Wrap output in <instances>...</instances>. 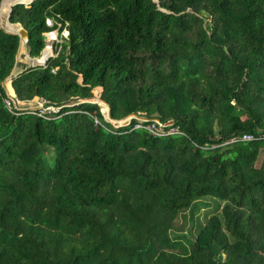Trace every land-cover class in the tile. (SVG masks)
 I'll use <instances>...</instances> for the list:
<instances>
[{
  "label": "trees",
  "instance_id": "obj_1",
  "mask_svg": "<svg viewBox=\"0 0 264 264\" xmlns=\"http://www.w3.org/2000/svg\"><path fill=\"white\" fill-rule=\"evenodd\" d=\"M9 20L30 58L58 41L27 67L0 27V264H264V144L228 142L264 131V0H32ZM15 66V97L56 111L5 106ZM96 89L135 118L106 122Z\"/></svg>",
  "mask_w": 264,
  "mask_h": 264
},
{
  "label": "rangeland",
  "instance_id": "obj_2",
  "mask_svg": "<svg viewBox=\"0 0 264 264\" xmlns=\"http://www.w3.org/2000/svg\"><path fill=\"white\" fill-rule=\"evenodd\" d=\"M29 4V3H28ZM27 5V4H26ZM62 36H66L67 35V31L62 30L60 33ZM49 40L46 41V37H45V46H44V50L45 49H50L52 52V41L56 40L57 35H56V30H52L51 31V35L48 36ZM54 37V39H53ZM58 40V39H57ZM49 50V51H50ZM27 54V47H26V42L24 40H22L20 42V46H19V50L16 56V62L18 63H24L26 66L30 65V61H27L25 59V56ZM50 57H53L54 55L51 53L49 54ZM14 73H16L14 71ZM101 89H96L94 90V98L91 100V102L94 103H99L98 105H100V100H101ZM37 102H39V104L43 103V101L39 100L38 98H34L32 100L29 101H21L20 102V107L22 108H26V107H35L38 106ZM41 102V103H40ZM54 110L56 111L57 109L54 108ZM126 120H129V118H125L121 121L118 122H124ZM115 122V121H114ZM214 204L209 201L206 203H201L198 204L196 206V208L194 210H189V211H184L182 212L178 218L175 219V223H174V229L175 230H179V231H184V235L192 237L191 233H188L187 230H191L193 233H195L198 230L197 224H204L207 220V218H209L211 215L215 214L217 212V208H214L213 206ZM184 239V238H183ZM224 253H226L227 251L224 250ZM227 257L229 254H226ZM221 257V256H220Z\"/></svg>",
  "mask_w": 264,
  "mask_h": 264
},
{
  "label": "built area",
  "instance_id": "obj_3",
  "mask_svg": "<svg viewBox=\"0 0 264 264\" xmlns=\"http://www.w3.org/2000/svg\"><path fill=\"white\" fill-rule=\"evenodd\" d=\"M47 23L49 24V20H47ZM44 35L46 37V41L49 40L48 36L51 35V31L44 33ZM54 41H58V40L56 39ZM47 57L49 58L50 55H48ZM20 102L21 101L18 98H16L14 94L8 95L6 98H4L5 106H7V108L13 113H18L20 110L27 109V110H31L34 112L37 111V114L39 115H44L46 111L54 110V108L52 107H48V106L45 107L43 105L44 102L43 103L40 102L41 104L37 102L38 106L26 107V108L20 107ZM132 118H135V117L132 116L131 119ZM95 123L98 124L97 121H95ZM141 123H146V124L142 125ZM141 128H144L145 130H147L153 137H161V136L163 137V136H168V135L181 134L179 130L180 128L178 126L169 125V123H166V124L161 123L158 120L148 122L145 119H138V123L134 126V129H141ZM237 140L239 141L261 140L262 144H264V131H258L255 134L254 133H243L242 135L238 137L231 138L228 142H234Z\"/></svg>",
  "mask_w": 264,
  "mask_h": 264
},
{
  "label": "water",
  "instance_id": "obj_4",
  "mask_svg": "<svg viewBox=\"0 0 264 264\" xmlns=\"http://www.w3.org/2000/svg\"><path fill=\"white\" fill-rule=\"evenodd\" d=\"M4 0H1L0 1V10H1V7H2V3H3ZM32 0H28V1H22V0H17L16 2H14L13 4H11V6L9 7V10H8V13H7V16H6V21L5 22H2L0 20V27L6 31V32H9V33H13V34H18L19 35V42H21L22 40H24L25 42L27 41V31L22 27V25L19 23V22H11L9 20V14L11 12V9H12V6L17 4V3H24V4H28L30 3ZM156 2V0H154ZM4 23V24H3ZM44 51V48L41 50L40 52V55L39 57L37 58H30L28 55L25 56V59L27 61H30V67H35V66H43L44 65V62L46 61V59L48 58L47 56L44 58L42 57V53ZM13 72H14V69L12 70V72L10 73V75L8 76V78L6 79V81H10L11 82V77L13 75ZM100 105H99V108H100V111L102 113V116L104 118V120L106 122H111L113 124V126L115 127H121V126H126L129 124V121L131 119L132 116H129L127 118H129V120H126L124 122H118V121H115L114 120H111L109 118V110H108V106L106 103H104L103 101H100ZM173 124V121H170L169 122V125H172Z\"/></svg>",
  "mask_w": 264,
  "mask_h": 264
},
{
  "label": "bare ground",
  "instance_id": "obj_5",
  "mask_svg": "<svg viewBox=\"0 0 264 264\" xmlns=\"http://www.w3.org/2000/svg\"><path fill=\"white\" fill-rule=\"evenodd\" d=\"M16 1L17 0H4L3 1L2 7H1V10H0V20L2 22H5L6 21V16H7L9 7L11 6V4H13ZM22 1H28V0H22ZM44 51H43L42 55L45 58L46 56H48L50 54V51L48 49L47 50L45 49Z\"/></svg>",
  "mask_w": 264,
  "mask_h": 264
},
{
  "label": "crops",
  "instance_id": "obj_6",
  "mask_svg": "<svg viewBox=\"0 0 264 264\" xmlns=\"http://www.w3.org/2000/svg\"><path fill=\"white\" fill-rule=\"evenodd\" d=\"M19 46H20V44H19ZM18 50H19V48H18ZM27 50H28V49H27ZM46 50H47V49H46ZM49 50H50V49H49ZM44 52H45V51H44ZM50 53H52L51 50H50ZM26 55H28V53H27ZM42 57H43V55H42ZM28 66H30V65H28ZM28 66H27V67H28ZM14 71H15L16 73L13 72V75L19 73V72L21 71V68L15 66V67H14ZM4 85H5L6 92H7L8 95H13V94L15 93L14 90H13V88L11 87V82H10V81H5ZM100 101H101V100H100ZM93 103H94V102H93ZM98 104H99V103H98Z\"/></svg>",
  "mask_w": 264,
  "mask_h": 264
}]
</instances>
